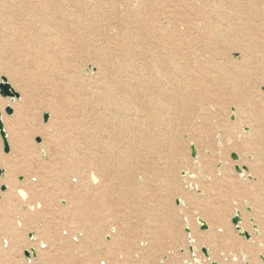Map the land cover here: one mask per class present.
<instances>
[{
  "label": "bare ground",
  "instance_id": "obj_1",
  "mask_svg": "<svg viewBox=\"0 0 264 264\" xmlns=\"http://www.w3.org/2000/svg\"><path fill=\"white\" fill-rule=\"evenodd\" d=\"M170 1L174 0H135L134 3L131 0H0V16L20 20L18 27L0 33V61L14 58L20 52L31 56L33 68L39 62V71L35 75L47 86L46 95L51 101L45 107L50 115L48 125L42 126L39 120L31 117L29 105L35 103L32 104L31 96L25 94V88L12 87L17 94L20 91L22 107L16 105L13 119L5 120L12 149L11 161L8 160L3 174L7 191L0 205L5 212L13 209L14 200L30 211H41L42 199L47 200L43 181L51 167L50 173L54 174L57 187L71 177L80 191L69 195V212L78 203L79 195L92 194L102 201V197L108 195L118 194L121 200L126 195L130 197L142 192L143 186L149 185L145 176L147 161H151L152 166L154 163L163 165L160 174L155 172L149 176L152 183H163L165 180L161 177L170 173L165 161H172L173 147H176L173 143H179L181 130L192 128L185 123L186 116L191 119L189 112L194 109L207 110L210 107L208 98L216 104L212 107L218 116V143L223 144L225 138L231 149L247 155L245 162L250 175H246L244 166H237L238 176L242 181L250 178L249 183H244L243 192L249 196L248 190L254 189L251 205L264 215V194L261 193L264 192V178L260 182L255 178L264 176V89L261 87L264 88V0H247L244 7L240 6L239 0H197L198 7L179 14L167 9ZM220 3L228 4L235 12H225L220 9ZM229 20L244 23L240 24L243 28L240 31H247L243 38L246 45L236 42L240 31L237 32L235 26L232 28ZM178 26L183 29L180 35L168 31ZM113 29L117 31V38L110 35L109 31ZM55 31H60L61 35L57 36ZM175 38H178L177 42L185 41L178 45ZM228 38L234 40L226 44ZM105 43L116 48H105ZM183 48L187 51L183 52ZM192 48H202L208 59H202L200 53H190L188 50ZM233 49L241 52L239 64L228 63V53ZM43 62L48 63L46 68ZM85 63H92L89 66L96 69L93 77L89 75L90 71L83 69ZM6 75L17 84L15 70L7 71ZM27 77H31V72ZM14 101H0V109L4 105L12 109ZM228 106L234 109L232 123L220 119ZM176 115H179L178 123ZM133 129L138 132L135 138L138 151L129 149L134 144L123 134ZM239 129L243 131L238 133ZM198 131L204 137L208 133L202 126ZM36 135L43 138L40 146L32 143ZM195 141L198 145L205 142ZM209 147L207 141L204 149ZM197 158L200 159L199 173L234 196L236 186L227 179L225 172L218 170L216 175H210L200 154ZM10 162L13 166L8 170ZM0 163L5 164L6 159L0 156ZM88 170H96L97 175L87 173ZM19 174L24 178L17 182ZM185 175L190 173H183V179ZM134 178L145 182L137 187L132 182ZM168 182H164L167 186L164 194L170 189ZM67 190L70 191L68 187ZM178 195L181 199L177 204L185 205V200L191 202L185 194L179 192ZM262 195L263 200L256 201ZM62 198L67 199L66 196ZM130 201H126L127 204L130 205ZM118 205L123 209L127 207L124 202ZM85 206L91 209V205ZM74 212L68 215L71 219ZM107 212L111 214L112 208H107ZM8 217L5 213V218ZM125 218L128 217L123 216ZM211 218L208 224L201 218H196V222L200 226L203 222L214 239L216 233L212 227L221 233L224 222L214 215ZM2 224L0 241L7 245L9 238L5 231L10 230L7 227L9 221L5 219ZM20 224L18 220L13 227ZM55 225L60 227L61 222ZM252 227L258 234L257 226ZM240 228L245 231L242 226ZM110 230L115 232L113 228ZM47 231L32 235L31 240L37 241V247L31 243L27 252L31 254L32 249L35 259H43L42 264H71L70 258L55 262L51 254H60L57 240L70 239L77 243L84 238V230L59 228L57 235ZM123 231V227L116 229L120 236ZM187 239L192 240L191 237ZM261 243L255 244L261 247ZM50 248L52 253H49ZM191 248L193 256L195 247ZM31 262L28 259L24 264ZM192 262L201 264L197 258Z\"/></svg>",
  "mask_w": 264,
  "mask_h": 264
},
{
  "label": "rangeland",
  "instance_id": "obj_2",
  "mask_svg": "<svg viewBox=\"0 0 264 264\" xmlns=\"http://www.w3.org/2000/svg\"><path fill=\"white\" fill-rule=\"evenodd\" d=\"M134 1L135 0H131L133 3ZM246 1L247 0H239L240 6L244 7ZM198 5L199 3L197 0H174L168 3L167 9L169 11H176L177 14L183 11L189 13V9L196 8ZM176 6L179 8H175ZM220 7V9L223 8L224 11L229 14L235 12L228 4L224 5L220 3ZM19 22L20 20L17 19L0 16V33L4 34L5 31L12 27H18ZM235 22L238 21H228L230 26L232 28L235 26L236 31L239 32L243 29L240 24L244 23L238 24ZM182 30L183 29H180L178 26L176 29H169L168 31L180 35ZM109 32L110 35H114L115 38H117L116 30L113 29ZM54 33L57 36L61 35L60 31H55ZM246 34L247 31L246 33L240 31L237 34L238 38L235 39L234 37V39L237 43L246 45L247 41H243ZM105 38L108 39V37ZM175 39L178 45H182L180 43H184L185 41L181 39L180 42H177L178 38ZM234 39L228 38L226 44ZM144 40L148 44L147 37L144 36ZM133 41L136 42L137 39L134 38ZM143 47L144 46H134V48ZM105 48L116 47L112 44L107 46L105 43ZM231 48L235 47L232 46ZM186 51L187 49L183 48V52ZM188 51L190 53H200L202 59L207 60L209 57L208 54L203 53L202 48H192ZM228 59L229 64H231V62H233V64H239L241 52L234 49L229 51ZM54 61L55 64H58L57 59ZM2 63L4 66L1 65ZM47 64V62L42 63L43 66L45 65V68ZM91 64L92 63H85L83 66V69L90 71V76L94 75L96 72L94 67L89 66ZM58 66L59 65H57V67ZM34 69H36V71H34ZM12 70H15L17 74V84L7 78L6 72ZM38 71L39 62L33 68L31 56L19 52L16 57L8 58L5 62L0 63V81L4 77L11 87L15 89H17L16 87L18 86L25 88V94L31 96L29 99H31L32 104L35 103L32 106L29 105L32 110L31 117L35 120H39L40 125L45 126L48 125L50 115H48L47 122L43 121V115L49 114V112L45 110V107L47 106L46 104L51 101H49V96L46 95L47 86L41 81L42 79L40 77L35 75ZM29 72H31L30 78L27 77ZM261 87L264 89L263 86ZM18 94L20 96V91ZM18 99H14L15 104L12 108L13 114L11 116H7L4 113V108L7 105H4L0 109L4 118L3 125L8 144V153H5L0 138V156L6 159L5 164L0 163V169L3 170V174L7 170L8 160L12 157V149L7 137L8 131L5 120L13 119L16 108L22 107L20 105V97ZM207 100L210 106L207 110L194 109L189 112V115L191 114V119L186 116L185 123L189 126L192 125V128H188V130L184 131L181 130L177 140L179 143H173V146L176 147H173L174 155H172V161H165L166 169L170 172L161 177L165 181H169L168 183L170 184L168 185L170 189H168V191L166 190V194L163 193L164 189L167 187L164 183L165 181L157 184L152 183L151 179H149V176L153 175L155 172L160 174V171L163 170L161 169L163 165L161 167L160 165L156 166L153 162L154 165L152 166L151 161H147L145 176L147 178L146 182H149V185H144L142 192L130 197L126 195L125 198L121 200L118 194L108 195L102 197V201L100 198L92 196V194L79 195L78 203L73 205L74 208L72 209L71 207V211L69 212L67 209L70 207L69 202L71 196L69 197V195H71L73 191H80L75 188V179L71 180V177H67L64 181L65 184L57 187V180L54 179V174H52V172L50 173L53 169V167H51V169L48 170L50 174L48 173L45 177L46 179L43 181L45 190L47 191V200L42 199L41 211H30L18 200L13 201V209L11 211L5 212L4 208L0 205V225L6 219L9 221L7 227L10 228V230L5 231V234L8 235L9 238L7 245H2V240L0 241V264L28 263V258L24 255L25 251H28L29 246L32 245L31 243L37 247V241L31 240L32 235L44 233L46 230H48L47 233L57 235L59 228H71L74 230L81 228L84 230L85 236L77 243H72L70 239L57 240V244H59L60 248L58 252H60V254H51L54 255L53 261L55 262L70 258L71 264H122L124 261L127 262V264H195L192 261L194 258H197L201 264H211L212 262L214 264H264V215L262 212L258 211L259 209L255 210L254 205H251L253 202L251 200L252 195H255L253 193L254 189L248 190L250 193L249 196L243 192L246 186L244 183H249L250 178H248L247 181H242L243 179L240 180L238 172L235 169L236 166H244V171L247 173L246 175H250L248 164L245 162L247 155L231 149L225 138L224 145L218 143V116L212 107V105L216 104H214L215 101L212 99L207 98ZM0 101L7 102L11 100L0 96ZM16 105L18 106L16 107ZM23 107L24 109L29 108L28 106ZM229 107L230 106L226 107L224 117L220 119L232 123V119H234L232 116L234 109ZM186 111L187 109H185L184 112ZM176 118V123H178L179 115H176ZM201 126L208 129V133L205 137L202 135L203 133L198 131ZM244 130L246 131V129ZM242 131L243 130L239 129L238 133ZM123 134L126 140L129 142L132 141L134 144L130 146L129 149L138 151L139 148L135 140L138 135L137 129L124 132ZM55 137H57V134H55ZM233 137L234 140H237L236 134L234 136L233 133ZM38 139L39 142H37ZM42 139L41 135H36L33 137L32 143L36 146H40L42 144ZM195 140L205 142L198 145ZM207 141L210 147L204 149V146L207 145ZM192 144L195 149L194 158L191 155ZM116 151L114 147L113 152L115 154ZM251 152L253 151L251 150ZM198 154L201 155L202 160L209 167L210 175H216L218 170H222L225 172L227 179L234 182L236 186L234 196H232L230 192L228 193L224 187L213 185L209 179H206V177H203L199 173L198 165H200V159L197 158ZM231 154H236L238 159H231ZM12 166L13 163L10 162L8 170ZM86 172H93L97 175L96 170L91 172L88 170ZM183 173H190V175H185L183 179ZM3 174L0 177V186H5V190H0V203L2 202L4 193L7 191L6 183L3 181ZM23 178L24 176L19 174L16 176V181L19 182L23 180ZM255 178L256 181L259 180L260 182L264 176H256ZM138 179L139 178H134L132 182L135 183L137 187H140L145 181L141 183L138 182ZM256 181L251 179L253 184H256ZM187 184H190L192 187H189ZM262 186L264 187L263 184ZM67 187L70 191L67 190ZM242 187L244 189H242ZM157 188L160 190H157ZM254 188L257 189V187ZM179 192L185 194L193 204L186 200L184 201L185 205L177 204L176 202L178 199H181V196L178 195ZM220 193H222V196H220ZM261 193L264 194L263 191H261ZM30 195L31 192L28 193V196ZM161 195H163V197H161ZM62 196H66L67 199L62 198ZM261 200H263V195L260 200L258 198L256 201ZM126 201H130L131 204H127ZM122 202L127 205L125 209L118 205ZM85 204L91 205V209H87L86 206L83 207ZM202 207H204V209ZM107 208H112L113 212H111V214L108 213ZM210 209L213 210L210 211ZM73 211H75V215L73 219H71L69 216ZM4 212L6 215L9 214V217L11 215L10 220L9 217L5 218ZM65 212L68 213L65 214ZM236 212L240 213L241 222L239 226L245 229L249 235V239L242 237L235 231L231 220ZM212 215L224 222L222 225L224 227L223 230L220 225L218 227L219 229L221 228V233H217L216 228L214 226L212 227L213 232L216 233V238L214 239H211L208 228L207 230H201L200 225L196 222V218H201L207 224L211 223ZM123 216H127L128 218L123 219ZM204 216H206V218H202ZM18 220L21 222V226L15 225L16 227H13ZM120 221H123V224ZM58 222H61L60 227L55 225ZM136 222H138V224H136ZM10 224L11 226H9ZM252 225L257 226L256 231L258 234L252 231L254 230ZM130 226H132V228H130ZM136 226H139V228ZM57 227V231H54ZM120 227H123L124 230L122 236L116 232V229ZM145 227H148V231H145ZM112 228L115 229V232L110 230ZM135 230L136 234L134 233ZM186 230H188V232ZM188 237H191L192 240L187 239ZM257 241L262 242L263 246H256L255 243ZM144 243L146 245H144ZM191 247H195L193 256L196 257H193L192 253L189 251ZM202 248L206 249L207 252L209 251L208 258L201 252ZM49 253H52V248L49 249ZM29 260L32 261L31 264L43 263V259L39 257L37 259L30 257Z\"/></svg>",
  "mask_w": 264,
  "mask_h": 264
},
{
  "label": "water",
  "instance_id": "obj_3",
  "mask_svg": "<svg viewBox=\"0 0 264 264\" xmlns=\"http://www.w3.org/2000/svg\"><path fill=\"white\" fill-rule=\"evenodd\" d=\"M0 96L3 97V98H9V99H18L19 98V95L13 90V88L7 83V80L5 78H2L1 81H0ZM4 113L7 115V116H11L13 114V110L7 106L5 107L4 109ZM47 119H48V114H44L43 115V121L44 122H47ZM0 138L2 140V143H3V151L5 153H8V144H7V140H6V135H5V131H4V125H3V119H2V114L0 112ZM37 142H39V139L37 140ZM191 155L192 157L194 158L195 157V149L193 146H191ZM231 159L233 160H237L238 157L236 154H231ZM236 171L239 172V168L236 166ZM243 170H245L244 167H242ZM2 170L0 169V177L2 176ZM0 190L1 191H4L5 190V186H0ZM178 203V201L176 202ZM201 222V221H200ZM234 228H235V231L238 232L239 235H241L242 237H245L246 239H249V235L247 232L243 231L239 224L241 222L240 220V213L239 212H236L235 215L233 216L232 220H231ZM201 230H207V226L201 222V226H200ZM188 232V230H186ZM31 238V236H30ZM189 251L191 252L192 251V248L189 249ZM31 254H29L27 251H25L24 255L26 258H35V254L33 253V250L31 249L30 250ZM201 252L204 254V256L206 258H208V253L206 251V249L202 248L201 249ZM211 264H214V263H211Z\"/></svg>",
  "mask_w": 264,
  "mask_h": 264
},
{
  "label": "crops",
  "instance_id": "obj_4",
  "mask_svg": "<svg viewBox=\"0 0 264 264\" xmlns=\"http://www.w3.org/2000/svg\"><path fill=\"white\" fill-rule=\"evenodd\" d=\"M208 256H209V251H208ZM261 256V255H260ZM264 258V257H263Z\"/></svg>",
  "mask_w": 264,
  "mask_h": 264
}]
</instances>
